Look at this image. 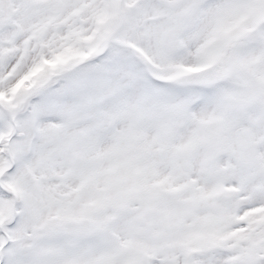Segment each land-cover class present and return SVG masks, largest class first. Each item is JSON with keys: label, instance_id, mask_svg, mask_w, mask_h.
I'll return each instance as SVG.
<instances>
[{"label": "snow or ice", "instance_id": "1", "mask_svg": "<svg viewBox=\"0 0 264 264\" xmlns=\"http://www.w3.org/2000/svg\"><path fill=\"white\" fill-rule=\"evenodd\" d=\"M0 264H264V0H0Z\"/></svg>", "mask_w": 264, "mask_h": 264}]
</instances>
